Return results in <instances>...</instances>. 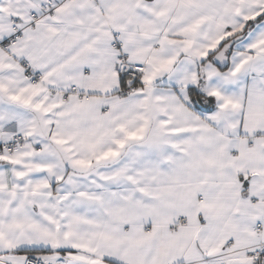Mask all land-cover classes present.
Returning a JSON list of instances; mask_svg holds the SVG:
<instances>
[{"label": "snow or ice", "instance_id": "obj_1", "mask_svg": "<svg viewBox=\"0 0 264 264\" xmlns=\"http://www.w3.org/2000/svg\"><path fill=\"white\" fill-rule=\"evenodd\" d=\"M0 264H264V0H0Z\"/></svg>", "mask_w": 264, "mask_h": 264}]
</instances>
